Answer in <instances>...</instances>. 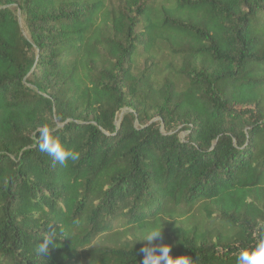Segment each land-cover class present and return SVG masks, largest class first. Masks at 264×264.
Returning <instances> with one entry per match:
<instances>
[{"label": "trees", "instance_id": "1", "mask_svg": "<svg viewBox=\"0 0 264 264\" xmlns=\"http://www.w3.org/2000/svg\"><path fill=\"white\" fill-rule=\"evenodd\" d=\"M160 228L190 264L264 238V0H0V264H142Z\"/></svg>", "mask_w": 264, "mask_h": 264}, {"label": "clouds", "instance_id": "2", "mask_svg": "<svg viewBox=\"0 0 264 264\" xmlns=\"http://www.w3.org/2000/svg\"><path fill=\"white\" fill-rule=\"evenodd\" d=\"M54 129L47 123L38 128V148L41 152L51 157L52 164L57 163L65 165L67 161L77 162L80 159V153L76 150L68 148L61 140L54 135ZM49 224V230L43 235L42 242H39L36 252L38 255L46 253L50 244L55 238L63 235L58 233L57 228ZM162 228V227H161ZM161 228L147 232L144 237L138 241H146L147 243L140 252L143 254L142 264H190V258L186 255L172 256L170 246L161 244L159 247L152 242L158 238ZM236 264H264V238L257 240L254 246L245 247L239 251Z\"/></svg>", "mask_w": 264, "mask_h": 264}, {"label": "rangeland", "instance_id": "3", "mask_svg": "<svg viewBox=\"0 0 264 264\" xmlns=\"http://www.w3.org/2000/svg\"><path fill=\"white\" fill-rule=\"evenodd\" d=\"M21 23L23 25V28H24V33L26 34V36L30 37L29 36V33L28 31L25 29L24 27V23H23V19L21 18ZM126 109L122 110L119 114H118V117H117V124H119L120 120L122 119L124 113H125Z\"/></svg>", "mask_w": 264, "mask_h": 264}]
</instances>
